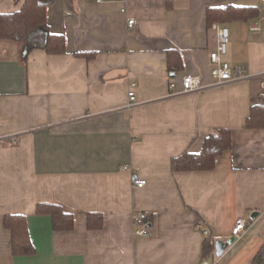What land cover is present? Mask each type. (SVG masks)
<instances>
[{
	"label": "crops",
	"instance_id": "obj_1",
	"mask_svg": "<svg viewBox=\"0 0 264 264\" xmlns=\"http://www.w3.org/2000/svg\"><path fill=\"white\" fill-rule=\"evenodd\" d=\"M23 3L0 0V13ZM263 3L54 0L47 23L65 36L64 53L35 49L25 62L19 44L0 47V264H201L208 236L234 238L214 264H251L264 245V126L246 122L264 95V33L250 25L264 26V11L209 24L207 10ZM215 23L229 27L224 58L245 78L214 84ZM185 75L210 85L173 95ZM132 83L138 103L128 107ZM218 128L233 145L213 169H173ZM38 203L71 212L73 229L55 230ZM135 212L152 220L150 236L134 233ZM88 213L103 226L90 229ZM10 214L26 216L34 254H14ZM240 217L249 225L235 237Z\"/></svg>",
	"mask_w": 264,
	"mask_h": 264
},
{
	"label": "trees",
	"instance_id": "obj_2",
	"mask_svg": "<svg viewBox=\"0 0 264 264\" xmlns=\"http://www.w3.org/2000/svg\"><path fill=\"white\" fill-rule=\"evenodd\" d=\"M54 0H24L20 10L13 13H0V39L19 44L26 62L29 53L35 49H45L50 54L65 52V36L51 33L47 23V8ZM261 7L227 5L209 7L207 20L212 22H228L234 20H252L259 16ZM182 61V60H181ZM172 66L171 57L169 58ZM249 128L264 126V95L252 106L247 118ZM233 145L230 128H218L211 131L205 139L202 150L198 154L185 152L172 160L174 170L213 169L216 159ZM37 211L52 217L55 230H71L74 227V215L55 203H38ZM5 226L12 232L13 252L16 255H32L35 247L31 241L25 215L10 214L4 218ZM87 224L90 229L103 226L101 213H88ZM215 241L207 237L204 242L203 260L213 256ZM251 264H264V245L257 252Z\"/></svg>",
	"mask_w": 264,
	"mask_h": 264
},
{
	"label": "built area",
	"instance_id": "obj_3",
	"mask_svg": "<svg viewBox=\"0 0 264 264\" xmlns=\"http://www.w3.org/2000/svg\"><path fill=\"white\" fill-rule=\"evenodd\" d=\"M261 9L264 11V3L261 5ZM135 23L134 19L128 20V26L132 27ZM213 28L217 30L218 43L214 51L210 53V75L215 81L214 84H224L233 80H240L246 77L244 70L239 68H233L231 63L227 61L224 56L228 53L229 43V27L215 23ZM250 31L252 33L264 32V26L259 22H254L250 25ZM210 84H205L202 81L200 75H185L181 79L180 88L177 87V83L172 80L170 88L173 95L187 93L191 91L202 90L208 87ZM135 83L129 86L128 90V102L127 106L132 107L138 103ZM136 187L142 188L146 185V180L142 178H136L134 180ZM134 233L141 237H148L151 235L152 220L143 216L139 212L133 214ZM248 221L245 218H238L235 221V225L232 229V234L235 237L241 236L248 228ZM208 234V231L205 230Z\"/></svg>",
	"mask_w": 264,
	"mask_h": 264
},
{
	"label": "water",
	"instance_id": "obj_4",
	"mask_svg": "<svg viewBox=\"0 0 264 264\" xmlns=\"http://www.w3.org/2000/svg\"><path fill=\"white\" fill-rule=\"evenodd\" d=\"M264 1V0H263ZM259 212H254L251 216V218H256L258 216ZM234 242V238L232 237L230 240L228 241H224V240H216L215 241V254L205 260H203V262L201 264H214L215 262V257H220L223 255V253L225 252V250L228 248V246L230 244H232Z\"/></svg>",
	"mask_w": 264,
	"mask_h": 264
},
{
	"label": "rangeland",
	"instance_id": "obj_5",
	"mask_svg": "<svg viewBox=\"0 0 264 264\" xmlns=\"http://www.w3.org/2000/svg\"><path fill=\"white\" fill-rule=\"evenodd\" d=\"M264 33V32H263ZM0 47H4V48H7V50H13L15 49V47H19L18 44L14 43V42H11V41H8V40H1L0 39ZM7 51V53L9 55H12L13 53L12 52H9Z\"/></svg>",
	"mask_w": 264,
	"mask_h": 264
}]
</instances>
